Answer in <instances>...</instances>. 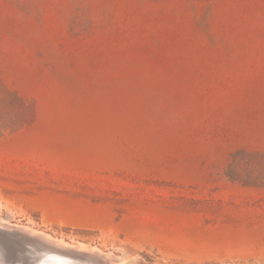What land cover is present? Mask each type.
<instances>
[{
	"label": "rangeland",
	"instance_id": "1",
	"mask_svg": "<svg viewBox=\"0 0 264 264\" xmlns=\"http://www.w3.org/2000/svg\"><path fill=\"white\" fill-rule=\"evenodd\" d=\"M0 202L1 264H264V0H0Z\"/></svg>",
	"mask_w": 264,
	"mask_h": 264
},
{
	"label": "bare ground",
	"instance_id": "2",
	"mask_svg": "<svg viewBox=\"0 0 264 264\" xmlns=\"http://www.w3.org/2000/svg\"><path fill=\"white\" fill-rule=\"evenodd\" d=\"M9 209H11V208H9ZM7 212H9V210H7ZM8 214L9 213H7L6 215H8ZM11 215H13V214L12 213L9 214V216H11ZM9 219H10V217H9ZM1 220L2 219H0V222H1ZM3 221H5V220L4 219L2 220V222L0 223V226L6 227L9 230L10 225L7 226L5 223H3ZM29 221H32V220H29ZM32 224L30 223V225H32ZM22 230H26V231H23L24 233L19 232L20 236L23 235L21 238V241H22L21 243L22 244L24 243L23 245H26L27 247L26 248H19V247L17 248V252H16L15 257L13 259V261H16L17 264H113V259L111 256L113 253L111 255H110V253L109 254L108 253L103 254L100 252V250H98L96 248L92 247L90 249H86L82 246L68 245V244L63 243L62 240H61L62 243L59 242L60 240H58V242H56L53 238L48 237L49 235L46 236V234H43L42 232L40 233L39 231L38 232H36V230L34 231V228H33L34 232L29 231V229L28 230L22 229ZM16 232H18V231H16ZM27 236H28V238H27ZM24 237H26V238H24ZM12 244H13V242H12ZM73 244H75V243H73ZM80 244L82 245V243H80ZM13 246H14V244H13ZM116 258H118V257H116ZM121 259L123 260L124 258H121ZM122 260H121V262H122ZM121 262H119V263H121ZM124 263L125 262H122V264H124Z\"/></svg>",
	"mask_w": 264,
	"mask_h": 264
}]
</instances>
